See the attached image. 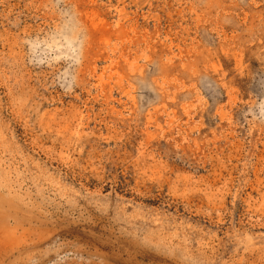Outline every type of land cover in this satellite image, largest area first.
<instances>
[{
  "label": "rangeland",
  "instance_id": "obj_1",
  "mask_svg": "<svg viewBox=\"0 0 264 264\" xmlns=\"http://www.w3.org/2000/svg\"><path fill=\"white\" fill-rule=\"evenodd\" d=\"M0 264H264V0H0Z\"/></svg>",
  "mask_w": 264,
  "mask_h": 264
}]
</instances>
